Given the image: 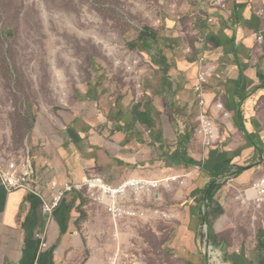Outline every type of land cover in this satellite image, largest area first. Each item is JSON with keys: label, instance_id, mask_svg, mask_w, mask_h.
Wrapping results in <instances>:
<instances>
[{"label": "crops", "instance_id": "1", "mask_svg": "<svg viewBox=\"0 0 264 264\" xmlns=\"http://www.w3.org/2000/svg\"><path fill=\"white\" fill-rule=\"evenodd\" d=\"M255 8L264 10V0H232L225 18L215 13L214 26L192 11L191 23L161 21L160 34L154 29L155 38L144 35V48L127 54L130 70L94 71L74 99L64 87L60 109L40 114L28 135L27 148L41 177L55 184L99 177L110 186L131 179L187 178L185 186L164 191L153 207L176 216L168 242L174 257L208 264L201 230L209 227L213 238L214 215L206 205L217 206L226 185L250 188L262 170L264 122L258 110L264 100V19ZM203 56L215 67L204 85L203 109L219 126L213 150L195 135L200 109L194 87ZM218 101L229 118L219 116ZM252 196L242 199L254 204ZM94 207L76 194L46 215L40 198L25 191L10 194L0 182V264H84L87 254L85 264H95L92 257L100 250L90 244L88 231ZM230 260L240 261L238 256Z\"/></svg>", "mask_w": 264, "mask_h": 264}, {"label": "rangeland", "instance_id": "2", "mask_svg": "<svg viewBox=\"0 0 264 264\" xmlns=\"http://www.w3.org/2000/svg\"><path fill=\"white\" fill-rule=\"evenodd\" d=\"M199 4L193 0H0V153L28 152L31 127L44 111L60 109L64 87L74 99L77 87L94 71L127 70L126 56L144 48V35L155 38L154 29L160 34L161 21L167 19L191 23V11L207 8ZM260 106L264 122V100ZM258 176H264V162ZM226 186L217 206L206 205V212L214 215L213 238L209 227L201 230L206 260L211 264L214 251L217 264H264V207L242 199L249 188ZM90 216L89 242L100 250L92 257L95 264H106L118 252L123 253V264H185L168 247L176 219L116 226L97 207ZM233 256L240 261L230 260Z\"/></svg>", "mask_w": 264, "mask_h": 264}, {"label": "built area", "instance_id": "3", "mask_svg": "<svg viewBox=\"0 0 264 264\" xmlns=\"http://www.w3.org/2000/svg\"><path fill=\"white\" fill-rule=\"evenodd\" d=\"M193 1L198 5L202 3L207 6V8L200 9L199 12H204L203 16L206 17L208 25L214 26L219 22L215 13L225 18L229 14L228 5L232 0ZM254 10L259 18L264 19L263 8ZM190 51L191 48H188V52ZM209 63L204 56L199 59L198 82L194 87V93L200 112L197 117L195 135L202 142L204 148L213 150L220 140L219 126L215 117L209 116L203 111L207 107L204 85L208 83V79L215 70V67ZM126 67L130 70L132 66L126 62ZM215 109L222 118L231 116V113L220 101L216 102ZM263 162L264 159L261 161L260 167ZM186 179L180 177H168L161 180L131 179L118 186H110L102 178L92 177L86 179L82 184H55L41 177L29 150L21 155L0 153V182L10 194L25 191L40 198L43 202V212L50 216L54 215L70 196L78 194L89 205L105 211L116 226L130 221L151 223L158 220L165 222L175 220L174 213L157 207L153 208V205L161 201L162 193L169 191L174 184L185 186ZM229 182L233 183L232 180ZM47 192L50 194V198L46 197ZM249 193L253 195L256 207L262 208L264 206V176L256 179L249 188ZM244 195L248 199V193L245 192ZM115 235L118 234L114 232L113 236ZM38 238L44 239L42 235H39ZM120 253H116L106 264H123L125 258L120 257Z\"/></svg>", "mask_w": 264, "mask_h": 264}, {"label": "bare ground", "instance_id": "4", "mask_svg": "<svg viewBox=\"0 0 264 264\" xmlns=\"http://www.w3.org/2000/svg\"><path fill=\"white\" fill-rule=\"evenodd\" d=\"M210 262H211V264H217L214 251L210 252Z\"/></svg>", "mask_w": 264, "mask_h": 264}, {"label": "trees", "instance_id": "5", "mask_svg": "<svg viewBox=\"0 0 264 264\" xmlns=\"http://www.w3.org/2000/svg\"><path fill=\"white\" fill-rule=\"evenodd\" d=\"M32 128V127H31Z\"/></svg>", "mask_w": 264, "mask_h": 264}]
</instances>
